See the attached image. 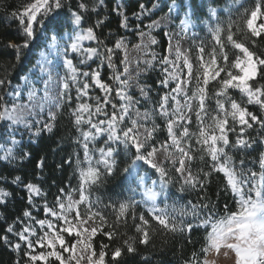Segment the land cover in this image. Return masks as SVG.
I'll return each mask as SVG.
<instances>
[{
    "label": "snow or ice",
    "instance_id": "6c2138e0",
    "mask_svg": "<svg viewBox=\"0 0 264 264\" xmlns=\"http://www.w3.org/2000/svg\"><path fill=\"white\" fill-rule=\"evenodd\" d=\"M66 2L67 0H30L18 11H13L11 18L18 21L25 39L19 44L9 43L8 47L16 50V60L19 63L21 49H29L39 35L52 33L50 37H47L51 41L46 46L47 51L41 53L40 61L34 66L44 71L52 64L49 59L52 49L58 52L57 36L70 21L72 32L67 34L70 43L65 46L63 61L68 72L63 79L61 99L71 103L73 100L71 91L75 88L77 101L83 98L95 101L94 105L87 100L77 103L72 111L74 124L82 137V140H78L77 143L83 145L84 163L87 166L79 168V184L76 189L66 192L64 188H60L59 194L51 205L46 199L44 200L42 206L44 218L38 219L30 209H25L22 217H17L13 224L7 226L4 230L5 234L0 236V241L17 253L23 250L24 264H37V262L39 264H85V262L86 264H119V258L122 257L124 249L119 245L112 248L110 252L106 249H110L111 242L119 237L120 234L116 229L121 222L126 224L131 205L120 203L118 211L115 205H104L105 209L112 207L114 211H117L116 222L109 223L100 207L101 201L92 200L90 190L93 186L102 184L107 176L115 173L117 157L124 152L132 154L131 164L123 169L126 174L125 179L138 177L142 182L144 178L138 176V169L146 166L154 170V173H159L163 183L167 184L169 178L167 162L179 174L184 186H190L193 189L198 187L205 191L211 173H223L226 177V188L239 197L237 201L239 209L216 220L212 230L207 232L206 245L201 252L205 256L210 251L219 254L220 250L225 248L234 252V264H264V154L260 159V171L257 172L250 168L246 169L244 159H241L237 166L233 157L226 151L229 148L244 151L253 149L257 141L246 137L247 130L254 126L264 130V119L249 111L229 94L230 89L239 90L242 96L246 97L247 104L259 105L264 111V85L253 87L252 83L257 78L264 79V54L253 50L259 46L258 41H264V0H232V6L227 9L229 21L226 25L219 23L217 10L211 9L208 14L209 19L216 17L217 23L209 27L210 44L201 41L196 45L195 66L189 56L191 49L181 51L177 44L173 54L172 46L169 45L168 51L173 58L165 55L159 60L161 70L165 74L159 84L169 89L160 97L159 107L155 110L165 120L167 130V139L159 145L154 141V133L160 126L153 122L152 127L148 128L140 123V120L132 119L130 116L133 101L125 91L128 81L121 79V76L128 71L127 66L123 73L113 71L112 76L109 77V80L118 84V87L114 89L111 83L102 79L98 68L91 69V65L87 64L88 60H92L100 53L97 48H83L81 42L94 40L98 45H102L103 41L99 40L94 29L100 27L104 21L98 20L94 26L83 28L81 27L85 19L83 13L89 11L88 5L80 0L77 10H70L68 15H63ZM100 2L103 3V0ZM139 7L141 12L134 15L143 14L145 5L140 4ZM91 11L95 12L96 7L93 6ZM113 11L123 16L121 27L127 28L128 18L120 11V7L117 6ZM233 11L238 14L237 20L242 22V26L232 19ZM140 35L144 36L145 33L141 32ZM150 43L155 44V39H150ZM123 46L122 40H118L115 44L116 49ZM229 47L238 51L231 62ZM69 51L83 55L85 59H81L79 63L91 70H81L73 63V59H68ZM113 51L112 48L106 49V60L108 67L115 69L112 63ZM155 59L156 56L153 55V60ZM121 63L126 65V60ZM148 64L151 66V61H148ZM24 79L27 83L29 78ZM213 81L219 87L214 92L215 108L211 109L207 102L213 97L209 96L208 86ZM173 83L175 86L171 87ZM10 84V80L0 78V87ZM93 87L98 88L103 95L89 96V90ZM113 92L121 103L113 102ZM10 95L19 97L20 91L14 90ZM141 95L147 96L144 88H141ZM2 100L3 97L0 96V101ZM194 104L196 105L194 115L198 126L197 133L189 130ZM109 106L112 110L110 113ZM56 107L59 108L60 105L57 104ZM0 109H3L0 110V139L10 140L15 145L17 129L13 125L19 123L13 115L16 106L13 105L10 111L5 105L0 104ZM100 116L106 119H95ZM137 116L145 121L152 119V115L147 112L144 114L137 112ZM56 120L57 112L49 111L46 120L34 122L38 127L32 135L38 136L42 132L51 133ZM5 121L11 123L4 124ZM125 121H130L131 126L121 128ZM83 124L89 126L87 131L81 129L80 126ZM24 126L28 129L33 127L28 123ZM237 126H239L238 132ZM141 128L144 129L143 132L140 131ZM105 133H107L106 147L98 149L100 157L94 161L90 155L89 144ZM229 133L236 134L234 142L230 141ZM193 138L198 146L196 148L192 144ZM161 152L165 153L163 159L159 158ZM198 152L203 154L197 157ZM29 155L30 153L25 152L21 159ZM205 155L211 160L210 171L206 172L201 168L197 174H194L191 170L193 162L197 158L203 161ZM10 157H12V150L8 149L3 158ZM66 162L71 164V159ZM101 165L103 171L99 167ZM43 166L44 160L41 159L37 167ZM21 182L20 176H16L12 181L15 184ZM24 187L28 190V204L36 207L39 214L41 209L34 204V197L46 194L31 183L25 184ZM183 190L182 187L181 191ZM74 193L78 194V199L74 198ZM8 195L10 193L0 189V203H3ZM155 197V193L150 196L153 207L149 215L153 221L169 232L188 231L190 233L193 230L191 221L180 219L178 222L177 217L170 215L166 209L157 208L154 203ZM213 207L214 205L210 202L192 204L191 212L195 216L197 209L201 211L207 209L212 212ZM187 214L185 209L180 210L181 217ZM131 218L136 232L139 233V243L148 245L151 239L150 220L145 219L143 214L138 217L139 223H135L137 220L135 215ZM204 223H207V219ZM17 224L20 225L19 230L16 228ZM106 227L108 231H105ZM8 234L14 236L16 242L9 239ZM98 234L107 237L109 243L101 241L97 251L95 240ZM129 239L132 243L128 240L123 241L124 248L127 253H135L136 241L132 237ZM109 255L110 261H106V256ZM193 256L197 259L189 260L186 264H207V261L201 260L197 253L194 252ZM14 264H21V260H16Z\"/></svg>",
    "mask_w": 264,
    "mask_h": 264
},
{
    "label": "trees",
    "instance_id": "16d2710c",
    "mask_svg": "<svg viewBox=\"0 0 264 264\" xmlns=\"http://www.w3.org/2000/svg\"><path fill=\"white\" fill-rule=\"evenodd\" d=\"M156 0H124L125 16L135 25V20H131L137 15L134 13H140V4H144L148 8L152 7ZM171 2L182 3V0H170ZM30 0H0V78L10 80V85L0 87V96L3 100L0 104H6V94L9 90L18 85L21 78L25 76L31 69L37 65L38 53L45 48V41L49 40L52 33L46 35H39L37 40L33 42L29 49H21V61L18 63L16 60V50L8 47L9 43L19 44L22 43L25 37L19 27L17 20L11 18L13 11H18L20 7ZM80 0H67L63 9V15H68L70 10H77ZM88 5L89 11L83 13L85 19L82 24L83 28L94 26L98 20H103L104 23L95 28L94 31L99 38L103 41L102 45H98L96 41V47L100 54L105 58L107 56L106 49H114L112 53V63L115 65V69L107 67L103 70L102 79L105 82L111 83L113 88L117 87L116 82L109 80L113 71L123 73V57L122 54L115 48V44L118 40H121L128 34H126L121 27V21L123 17L119 16L113 9L117 8V0H83ZM192 8L195 13L202 12V7L197 0H192ZM214 8H223L228 6V0H211L208 4ZM208 5H204L206 9ZM95 6L96 11H91V8ZM247 7V5H246ZM167 8L163 9L162 13H165ZM237 13L232 12V19L237 23L242 22L237 20ZM180 21L179 19L177 20ZM229 21V14H221L219 16V23L226 25ZM71 29V23L67 27L63 28L58 36H62L65 32ZM160 37V54L165 56L167 52L168 43L163 34H158ZM133 41H137L136 34L131 35ZM201 41L205 44H210V34L205 30H199L191 39L190 49L195 66L196 45ZM258 47L253 49L260 54H264V41H258ZM229 61L235 59V55L238 51L229 47ZM107 62V60H106ZM223 76V73L221 74ZM153 73H150L147 79L150 80V84L153 85L154 90L158 93L155 96L156 101L165 93V91L158 87L159 79L156 78ZM264 85V79L257 78L253 82V87ZM219 85L213 81L208 86V93L210 99L207 103L211 109L215 108L214 92ZM229 94L245 106V100L237 93L229 91ZM73 100L68 103L65 99L61 109L57 115L55 127L51 133H42L35 142H28L24 140L20 149L18 150L16 159L13 163H4L0 160V189L10 193L7 200L4 203H0V236L5 234V229L9 224H13L17 217H22L25 209H30L28 204V190L24 187L25 184L31 183L38 186L45 198L50 203H54L55 197L59 194L58 190L64 188L67 191L76 189L79 184V168L86 167L84 163V150L82 143H77L78 140H82L80 131L77 130L74 124V118L72 111L76 107L78 101L73 93H71ZM118 97H115L113 92V100L117 102ZM119 104V103H118ZM249 111L257 114L264 119V111L260 108L247 107ZM3 110V109H0ZM215 114L214 112L212 113ZM6 124L5 122H3ZM160 134L156 136L154 140L157 145L163 143L167 139L166 125L159 121ZM192 127L194 133L198 132V126L196 118L192 121ZM246 137L250 140L257 141L253 145V149L236 150L226 149L229 155L233 157V160L239 166V161L244 159L246 161L245 168L252 169L254 171H260V159L264 154V130H261L259 126H254L252 129L246 132ZM230 141H235V134H230ZM193 147H198L195 144V138L192 140ZM30 153L26 158L21 159L23 153ZM202 152L196 153L197 157L202 155ZM131 153L122 152L120 157H117V169L112 176H107L103 183L98 186H93L90 190V198L92 200L99 199L101 201L100 207L103 209L104 215L107 217L109 223L114 224L116 222V214L120 203H128L131 205L129 208L126 224L121 222L116 231L120 234L118 238L114 239L110 244L109 251L115 246L119 245L124 249L123 255L119 258V264H186L189 260H196L197 257L193 256V253H197L201 260H206L208 254L205 256L201 249L206 245L207 232L212 230L213 224L216 220L222 217L236 212L239 209L237 203L239 197L235 196L230 189L226 188V177L223 173L212 172L208 178L206 190L202 191L200 188H191L183 185V182L174 170L170 173L171 182L168 197L166 200L160 203L161 209H166L170 215L176 216L177 221L180 219L184 221H191L193 224V230L189 233L184 232H169L164 230L155 221L151 219L149 215L150 210L143 204H137V200L133 197L132 193L128 189V183L125 179L126 174L123 169L131 164ZM44 160V166L42 168L37 167L40 160ZM71 159V164L67 163ZM211 160L205 155L203 161L197 158L193 162L192 172L197 174L201 168L204 171H210L209 165ZM103 171V167H100ZM16 176H20L22 182L15 184L12 183ZM203 179V176L201 175ZM183 187V191L181 188ZM207 199H203V197ZM203 203H211L214 205L212 212L207 209H197L195 216L191 212V205H199ZM106 204L115 205L116 210L112 207L104 208ZM227 206V207H225ZM185 209L188 214L181 217L180 210ZM144 215L145 219H149L151 223L150 243L148 245H142L139 243V233L136 232L132 216L135 215L137 220L135 223H139L138 217ZM215 217V219H213ZM207 219V223H204ZM19 230L20 225H16ZM109 229L106 227L105 231ZM9 235V239L12 237ZM135 239L136 248L135 253H127L124 248L123 241L129 238ZM109 243L107 237L97 235L95 245L97 251L99 250V243ZM16 260H21V264H24L23 252L21 254L16 253L11 248L7 247L3 241H0V264H14ZM106 261H110V255L106 256Z\"/></svg>",
    "mask_w": 264,
    "mask_h": 264
},
{
    "label": "rangeland",
    "instance_id": "374dc122",
    "mask_svg": "<svg viewBox=\"0 0 264 264\" xmlns=\"http://www.w3.org/2000/svg\"><path fill=\"white\" fill-rule=\"evenodd\" d=\"M123 1L124 0H117V6L120 7V11L123 12L125 16ZM197 1L200 6H203L202 12L199 11V13H195L193 10L191 6L192 0H182V3H180V1L171 2L170 0H156L152 7L148 8L145 6L143 14L135 16L131 19L135 20V25H133V23L127 17L128 27H123V30L128 35L121 39L124 46L117 49L122 54L123 61L126 60V65L123 63V68H125V66L128 68L127 73H124V75L121 76V79L128 81V86L126 87L125 91L133 101V105L130 108L131 118L140 120V123L144 124L145 127L151 128L153 122L158 125L159 121H162L166 125L165 120L159 116L158 112L155 111L159 107V100L156 101L155 99V96H157L158 93L154 90L153 85L150 84V80L147 79L150 73H153L154 76H157L156 78H158L159 81L163 79L165 75L162 72L161 65L159 63V60L162 56L159 49L160 37L158 34L162 33L168 43L167 52L165 55L173 58V55L168 51L169 45L172 46L173 54L177 44L179 45L181 51H187L190 49L191 39L196 36L199 30H205L207 33H209L210 25H215L217 23L216 17L209 19L208 14L211 9H213V7L207 6L206 9L204 8V5H208L211 0ZM231 6L232 0H228L227 7L216 9L218 18L221 14L228 15L227 9ZM164 8H167V11L162 13ZM178 19L180 20L179 22L177 21ZM153 22H155V26H153ZM70 32H72V29L61 37L57 36L56 43L58 45V52L56 49H52L51 55L49 57V59L52 61L51 65H49L44 71H41L38 67H34L21 79L18 85L13 86L6 94L5 106L10 111L12 110L13 105L16 106V110L13 115L16 117L19 123L13 125V127L17 129L15 133V140L17 143L15 145H13L10 140L0 139V145H2V147H0V160L2 162L13 163L24 140H27L28 142H35V139L44 133L42 132L38 136L32 135V133L35 131V128L38 127V125H35L34 123L36 120H46L49 111L57 112L58 115L60 107L63 103V99H61L62 83L68 72L67 67L63 65V61L65 58V46L70 43V41L67 39V34ZM141 32L145 33V35L141 36ZM165 33H167V35H165ZM132 34H136L137 41H133L131 37ZM150 39H155L156 43H150ZM50 43L51 41L47 40L46 46ZM81 43L83 48H97L96 41L94 40H84ZM43 51H47V47H45ZM43 51L39 53L37 64L40 61L41 53ZM98 53H100L99 50ZM153 55L156 56L155 60H153ZM189 56L193 60L191 52L189 53ZM67 58L73 59V63L81 70H91L98 68L101 73V77L103 76L104 68L107 67V62L101 54L93 57L92 60L87 61V64L91 65V69L86 67V65L79 63L81 59H85V57L79 53H72L69 51ZM148 61H151V66H149ZM25 77L29 78L27 83H25ZM89 83H91V81H89ZM174 86V83L171 84V87ZM158 87L163 89L165 92L169 91V89L163 88L160 84H158ZM141 88L145 89L147 96L141 95ZM14 90L20 91L19 97L10 95V93H12ZM229 91L239 94L245 100L244 107L260 108L259 105L247 104L246 97L242 96L239 90L230 89ZM71 93H73L76 97L75 88L72 89ZM102 95L103 93L98 88L93 87L89 90V96L95 97ZM85 100H87V98H83L81 101H78V103L84 102ZM136 101H139V103H136ZM87 102L93 105L95 103L94 100H87ZM117 102L121 103L119 98L117 99ZM169 103L171 105L172 102L170 101ZM57 104L60 105L59 108L56 107ZM41 109H43V111H41ZM195 109L196 105L194 104L192 121L195 119ZM108 111L109 113L112 111L110 106ZM137 112L140 114L147 112L152 115V119L147 121L142 120L137 116ZM95 119L106 118L104 116H100ZM5 123L9 124L11 122L5 121ZM25 123L32 124L33 127L31 129L25 128ZM229 123L231 125V121H229ZM129 126H131L130 121H125V123L120 127L125 128ZM80 127L83 129V131H87L89 126L87 124H83ZM189 130L190 132L194 133L192 123L189 125ZM140 131L143 132L144 129L141 128ZM238 131L239 126H237V132ZM158 134H160V127L157 129L156 133H154V140ZM230 134L235 133H229V136ZM106 141L107 133H105L103 136L97 137L95 141L89 144L90 155L93 157L94 161L99 159L100 153L98 149L106 147ZM113 147H115V145H113ZM8 149L12 150V157L9 159H4L3 157L6 155ZM164 155L165 153L161 152L159 154V158L163 159ZM166 166L169 169V178L167 184L163 183L159 173H154V170L148 169L146 166L138 169V176L144 178L142 182L138 179V177L126 179L128 183V189L132 193L133 197L137 200V204H143L151 210L153 207V201L150 199L152 193L156 194L154 203L157 208H159L160 202L167 198L171 182L170 173L173 171V169L170 163L166 162ZM99 167L103 166L101 165ZM161 189H163V191ZM73 195L75 199H78V194L74 193ZM8 196L4 198V202L7 200ZM45 199V196L34 197V204L41 209L39 214L37 213L36 207L30 208L33 214L37 215L38 219L44 218L42 206ZM48 203L50 205L52 204L49 201ZM10 236L12 237L11 240L16 242V238L11 234ZM22 252L23 250H21V252L18 254H21ZM225 253H227V255H225ZM234 261L235 254L232 250L222 248L219 254H217L215 251L208 252L207 264H234ZM37 264H39V262H37Z\"/></svg>",
    "mask_w": 264,
    "mask_h": 264
}]
</instances>
